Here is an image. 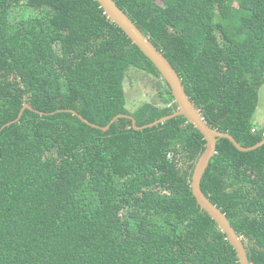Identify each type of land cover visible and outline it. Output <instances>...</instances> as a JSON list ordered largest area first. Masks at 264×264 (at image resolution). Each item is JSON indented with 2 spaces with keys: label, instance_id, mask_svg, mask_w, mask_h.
<instances>
[{
  "label": "trees",
  "instance_id": "1",
  "mask_svg": "<svg viewBox=\"0 0 264 264\" xmlns=\"http://www.w3.org/2000/svg\"><path fill=\"white\" fill-rule=\"evenodd\" d=\"M115 1L210 127L244 147L264 138L254 121L264 0ZM131 67L160 79L163 105L129 110ZM177 110L158 68L97 0H0V264H240L192 193L206 140L185 116L100 127ZM201 189L249 264H264V144L241 151L220 138Z\"/></svg>",
  "mask_w": 264,
  "mask_h": 264
},
{
  "label": "water",
  "instance_id": "2",
  "mask_svg": "<svg viewBox=\"0 0 264 264\" xmlns=\"http://www.w3.org/2000/svg\"><path fill=\"white\" fill-rule=\"evenodd\" d=\"M105 13L120 26L129 38L143 51V53L152 61V63L158 68L165 81L170 86L174 100L178 105V110L169 115L163 116L160 119L145 124L142 126L137 125L134 116L127 114H119L112 118V120L106 126H100L106 130L110 125L119 117H128L132 119L133 127L135 129H143L161 123L165 120L171 119L178 115L185 116L189 122H191L204 136L206 140V147L196 162L191 181L192 193L196 198L199 206L204 209L217 223L220 229L227 235L229 242L236 249L237 256L240 264H249V258L246 248L243 244L241 237L237 234L234 227L226 214L215 205L202 191L201 180L209 165L211 158L216 153L217 142L220 138H228L235 146L241 151H249L260 147L264 144V138L256 144L248 147L242 146L235 138L228 132L219 131L210 127L200 110L191 101L186 93L185 87L182 83L180 76L175 68L171 65L169 60L159 51L156 46L149 40L147 36L138 28V26L132 21V19L118 6L115 0H97ZM25 108H31L29 104H25L21 109L18 117L5 125H9L14 121H18L22 116ZM32 109V108H31ZM65 111L72 112L80 119L88 122L82 115L73 109H66ZM89 123V122H88ZM3 125L2 127H4ZM93 126H97L92 124Z\"/></svg>",
  "mask_w": 264,
  "mask_h": 264
},
{
  "label": "rangeland",
  "instance_id": "3",
  "mask_svg": "<svg viewBox=\"0 0 264 264\" xmlns=\"http://www.w3.org/2000/svg\"><path fill=\"white\" fill-rule=\"evenodd\" d=\"M163 83L154 75L131 67L126 73L124 81L127 107L136 110L144 102L163 105L160 100L159 89ZM258 127H264V85L259 91V104L254 115Z\"/></svg>",
  "mask_w": 264,
  "mask_h": 264
}]
</instances>
